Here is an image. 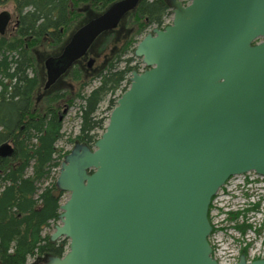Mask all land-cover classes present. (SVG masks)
Listing matches in <instances>:
<instances>
[{"label":"water","instance_id":"obj_1","mask_svg":"<svg viewBox=\"0 0 264 264\" xmlns=\"http://www.w3.org/2000/svg\"><path fill=\"white\" fill-rule=\"evenodd\" d=\"M138 2H114L63 55L85 54ZM167 2L171 22L137 42L145 68L131 72L104 131L61 161L52 195L68 197L50 240L68 246L42 264H219L211 198L231 176L264 177V0ZM7 21L0 12V32ZM13 150L2 142L0 157Z\"/></svg>","mask_w":264,"mask_h":264},{"label":"trees","instance_id":"obj_2","mask_svg":"<svg viewBox=\"0 0 264 264\" xmlns=\"http://www.w3.org/2000/svg\"><path fill=\"white\" fill-rule=\"evenodd\" d=\"M6 1L0 0V5ZM12 1L18 25L11 36L0 35V126H3L0 142L11 139L14 148L11 156L0 157V264H28L31 258L45 261L50 256H61L66 250V239L51 241L50 235H44L43 231L58 219L60 197L52 195L54 171L70 151L56 146L63 137L62 123L56 115L51 116V105H43L42 111L41 107L32 110L37 79L28 72L32 67L30 49L48 36L50 45L60 43L64 35L60 29H68L79 17L76 8H84L85 12L80 11L84 12V23L118 0ZM129 14L135 18L137 27L129 31L135 33L122 44L127 46L123 52L132 51L135 36L156 26L161 28L170 9L167 0H139ZM111 31L105 30L94 41ZM110 50L116 52L117 59L112 57L114 61L104 70L94 73L91 78H99V85L79 105L80 130L73 141L90 147L99 136L90 132L102 123L95 114L100 103L120 88L130 70L138 69V65L130 66L127 62L119 68L117 61L124 53L113 47ZM114 105L115 98L109 99V109Z\"/></svg>","mask_w":264,"mask_h":264},{"label":"rangeland","instance_id":"obj_3","mask_svg":"<svg viewBox=\"0 0 264 264\" xmlns=\"http://www.w3.org/2000/svg\"><path fill=\"white\" fill-rule=\"evenodd\" d=\"M181 1H183L185 3H188L190 0H181ZM14 8H15V6H14V2L12 0H8L5 3H3V4L0 5V12H2L3 10L8 11L11 14L12 19H13L12 23L8 27V29H9L8 31L9 32L7 31V33L5 34L7 36H11L13 34L12 32L14 31L13 26H14L15 20L17 18V15H16V12H15V9ZM75 10L79 14V17L77 18L78 21L76 20V22H74V21L72 22L71 26L66 31V34L63 36L64 40L62 41L61 44H59L60 46H62L64 44V42L67 41L66 39H69V36H70L71 33H73L77 28L81 27V24L83 23V20L85 19L84 12H80V11H85L83 7H82V9L76 8ZM85 15H86V13H85ZM130 15L131 14H129V16L126 15L125 18L122 21H120L121 23L119 22L118 25H117V27H115V28L112 29V31L110 32V34H108V35L107 34H104L103 35L104 37L102 36V38H99L98 37V40H96V41L93 42V44H92L93 46L91 45L92 46L91 50H93V51H91V53H93V54L94 53H97L100 57L95 60V63L94 64H92V69H88L87 78H86L87 79V82H86L87 85H86V87L84 89V92L85 93L90 92V90H92V88H94V87H96V86L99 85V78H96V79L95 78H91V75H93L95 73V69H97L101 63H107V61L109 59H112V57L115 56V53L116 52L114 51L113 53H110V51H111L110 49L113 47V48L116 49V51L119 50V52H123V50L125 48H127V46L124 47L122 44L124 43L125 40H127V39L129 40L130 37L131 38L133 37V35H134L135 32L133 33V32H129V31H135L136 30V27H137L136 24H135L136 23L135 22V18L133 17V15L132 16H130ZM171 19H172V15L169 14L165 18V22L166 23H169L171 21ZM83 25L84 24H82V26ZM150 30H151V28L148 29V31H146V32H149ZM71 31H73V32H71ZM9 33H12V34H9ZM145 33H143L141 35L138 34L139 36H135L134 37V40L132 41V46H131L132 51L134 50L137 42L143 37V35ZM107 39H109L108 40L109 43H108V41L106 43V40ZM53 46L54 45H52V44L50 45L49 36L48 37H45V38H43L42 43H39L34 49H30V54L33 57H35V58L37 57V54L35 52H37L40 55H42V54H51L53 52V50H54L53 49ZM101 48H103V49H101ZM132 51L131 50L129 52H126L125 51L123 53L124 54H127L126 56H132V53H133ZM93 54L90 55V57H92V59H94V57H97L96 55L94 56ZM90 57L88 58V60L90 59ZM137 61L140 62L139 59H137ZM118 66H120V65H118ZM39 68L40 67L38 66L37 69H39ZM138 69H139V71H141V70L144 69V66L142 64H139L138 65ZM44 74H45V72H44ZM89 74H90V76H89ZM66 82L69 83L71 81H70L69 78H67ZM126 86H129V81L128 82L125 81L121 85V87H126ZM76 88H77V86H76ZM119 90L115 93V95H114V93L111 94V95L110 94L107 95L105 97L104 101H102L100 103V105H99L97 111L95 112V114H96L97 118H101L102 119V123L95 130L91 131L90 132L91 134H98V135H100L104 131V128H105V126L107 124L108 117H109V114H110V111H111V109H109V106H108L109 99H111V98H117L118 97V94L122 92V91H119ZM44 100L45 99H41V101H37V99H36V97L34 95L32 110H37V109H39L41 107L39 109V111H42V106L47 104V102H44ZM81 103H82V101L80 99H76L74 101L73 106L70 107L68 113L63 117L62 122H61L62 123L61 132L63 133V137L56 144V146L58 147V149H62L63 151L64 150H71L72 149V147L74 145V142H75V141H73L75 139L74 137L78 134V132L80 130V121H81V119L79 117V107H80L79 105ZM69 140L70 141H73V142H68ZM58 172H59V168L54 171L55 177H57ZM256 179L257 180H261L260 178H256ZM261 181H263V183H264V180H261ZM235 183L237 184L238 182H233L232 185L229 186L228 189L229 190L230 189H233ZM243 186H246V187H253V186H255V187H261L262 192H264V187H262L261 184H258V183L253 184V186L252 185H249V184H244ZM236 193H237V191L235 190V193H233V194H236ZM67 197H68V194L67 193L66 194H63L62 196H60V200H59L60 202L59 203L64 202L67 199ZM222 200H223V202H221ZM229 202H232V201L231 200H228V197L227 196H225V195L219 196L217 199H215L214 203L212 204L210 213L212 211H214L213 207H215V206L218 207L219 206L220 209L222 210L223 208H225L226 205H228ZM235 202H237V200H235ZM229 206H232L233 209L235 208L233 205H229ZM240 211H241V209H240ZM212 216L215 217V218L218 217L219 216L218 215V212H217V214H216V211L213 212ZM255 217H254L253 221H256V220L260 219L259 217H261V216L256 215ZM59 223L60 222L58 221V219L55 220V221H51L50 224H49V226H47L44 229L43 234L44 235H50L54 231L55 225L56 224H59ZM246 225H251V226L255 227L254 224H250V223H247ZM223 227L225 228L226 225L223 224ZM217 235L220 238L221 235H222V233H218ZM61 239H64V238H59L58 240H61ZM66 241H67V244H68V240H66ZM65 248H67V246ZM246 252H247V250H246ZM252 253L255 254V255H257V252L256 253L255 252H252ZM30 263L31 264H42V263H44V261L41 260V261L37 262L36 260H34L33 258H31V259L28 260V264H30Z\"/></svg>","mask_w":264,"mask_h":264},{"label":"built area","instance_id":"obj_4","mask_svg":"<svg viewBox=\"0 0 264 264\" xmlns=\"http://www.w3.org/2000/svg\"><path fill=\"white\" fill-rule=\"evenodd\" d=\"M256 178L264 180L263 176L254 172L234 175L223 184L211 200L209 220L212 228L209 243L212 255L219 264H235L242 254L245 255L247 261L264 258V192L261 187L253 186L258 183L264 187V183ZM233 182L238 183H235L234 188L229 190ZM244 184L252 185L254 188L243 186ZM235 190L237 193L233 194ZM221 195L227 196L232 202H229L222 210L219 206H215L214 211L210 213L215 199ZM215 211L219 215L216 218L212 216ZM256 215L261 217L253 221ZM247 223L254 224L255 227L246 225ZM223 224L226 225L225 228ZM218 233H222L220 238ZM252 252H257V255Z\"/></svg>","mask_w":264,"mask_h":264},{"label":"flooded vegetation","instance_id":"obj_5","mask_svg":"<svg viewBox=\"0 0 264 264\" xmlns=\"http://www.w3.org/2000/svg\"><path fill=\"white\" fill-rule=\"evenodd\" d=\"M183 4H187V3L183 2ZM133 10H131V11H133ZM3 11H6V10H3ZM6 12L8 14V21H7V24H6L4 31L0 32V35H3V36L9 30L8 27L13 21L11 14L8 11H6ZM129 12H127V13H129ZM127 13L125 15H127ZM170 15H171V12H170ZM86 22H88V21H86ZM86 22H84L83 24H86ZM17 25H18V17L16 18L14 26H13L14 30H15ZM117 25L115 27H117ZM111 29H113V28H111ZM67 30L68 29L61 28L60 32H62L65 35ZM108 30H110V29H108ZM73 31H71V32H73ZM103 32H101V33H103ZM9 34H12V33H9ZM71 34H70V36H71ZM63 40H64V38L61 40L60 43H56L55 45L52 44V45H54L53 46L54 50L51 54L40 55L37 52H35L37 54L36 58L31 55L30 60L32 63V67L30 69H28L29 76L30 77L34 76L37 79V84H36V87L34 88V91H33V100H34V95H35L37 101H41V99H45L44 102H47L46 105H51V108L49 110V111H51V113H50L51 116L56 115L57 119L61 122H62L63 117L68 113L70 107L73 106L74 101L76 99L82 100L86 96L87 93L84 92V89L87 85V83H86L87 79L86 78H87L88 69H92V64H94L95 60L100 57L96 53L93 54L90 52L89 49L91 48V45L93 44L92 43L90 45L89 49L86 51V53L83 54L82 56L74 58L73 60L66 58L65 55H63V54H64L65 45L68 43L69 39H66L67 41H65L64 44L62 46H60L59 44H61ZM91 54H93L94 56L96 55L97 57L93 56L94 59H92V57H90ZM126 55L127 54L121 55L120 59L117 61V64L120 65L119 68H122L123 66H125L124 65L125 62H127V64H129L130 66L139 65V64H142L144 66L141 59L135 57L133 55V53H132V56H126ZM89 57H90L89 60H91V59L93 60V63L91 64V66H88V63H89L88 58ZM115 59H117V58L115 57ZM137 59H139L141 63L139 61H137ZM112 61H114L113 58L109 59L107 61V63H101L99 65V67L96 69L95 73L99 74V72L104 70L105 67L108 66L109 63ZM38 66L40 67L39 69H37ZM133 70L134 69L130 70L127 73L126 78L123 82L129 81V79L131 77V72ZM44 72H45V74H44ZM93 75H91V77ZM89 76H90V74H89ZM67 78H69L71 82H69V83L66 82ZM76 86H77V88H76ZM118 90L123 91V87L120 86V88H118L115 91V93ZM115 93H114V95H115ZM4 102H6V100ZM2 127L3 126H0V129ZM2 142H8L13 147V143H12L11 139L3 140L0 142V144ZM76 143H79V142L75 141L74 145ZM1 158H5V157H1Z\"/></svg>","mask_w":264,"mask_h":264},{"label":"bare ground","instance_id":"obj_6","mask_svg":"<svg viewBox=\"0 0 264 264\" xmlns=\"http://www.w3.org/2000/svg\"><path fill=\"white\" fill-rule=\"evenodd\" d=\"M10 19V18H9Z\"/></svg>","mask_w":264,"mask_h":264}]
</instances>
